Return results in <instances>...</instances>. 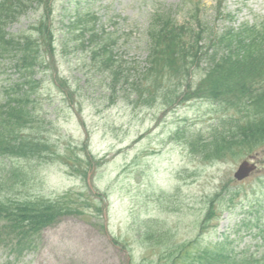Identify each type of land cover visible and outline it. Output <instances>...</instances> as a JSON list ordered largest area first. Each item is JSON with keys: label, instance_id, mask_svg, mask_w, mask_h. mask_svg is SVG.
<instances>
[{"label": "rangeland", "instance_id": "rangeland-1", "mask_svg": "<svg viewBox=\"0 0 264 264\" xmlns=\"http://www.w3.org/2000/svg\"><path fill=\"white\" fill-rule=\"evenodd\" d=\"M216 1L201 0L199 16L211 14ZM197 2H71L76 3L78 10L100 17L101 24L112 34L117 55L128 61L129 67L136 65L138 72L132 71L129 84H118L106 91L107 85L96 80L102 79L101 75L96 76L92 70L88 73L91 66L88 54L66 56L62 53L61 43L56 44L59 49L57 68L43 83L41 121L35 127L40 132L48 131L51 145L59 148L60 154L51 163H45V160L16 163L21 170L16 171L19 174L17 184L7 183L4 176L8 170L1 168L0 196L56 198L74 191L81 195L77 205L80 204L83 213L64 217L58 224L45 229L36 237L33 248L20 259H15L0 241V264H160L161 251L168 245L178 246L197 239L216 242L223 236L234 241L236 252L249 245L251 251L264 256V244H257L245 234L240 238L242 232L236 234L234 230L243 218H253L248 205L263 193L264 147L253 153L232 155L220 162H203L191 155L192 150L185 144L186 138L195 132L208 137L224 114L232 113L235 119L239 115L215 102L200 99L174 100L166 105L163 93L172 91L166 85L157 87L160 95L157 99L148 92L137 99L133 86L142 80L140 77L147 67L148 54L144 50L146 39L143 37L149 17L170 10L177 23H190L188 18ZM73 7L69 1L65 4L68 10ZM58 9L55 26L62 31L65 22L60 23V5ZM224 12L234 16L231 23L225 22L227 25L238 27L250 22L264 32V0H226ZM43 14L44 9L29 10L10 23L6 32L19 35ZM215 26L218 31L225 27L223 22L215 23ZM69 50L73 48L70 46ZM13 73V70L1 73L0 81L15 79ZM55 77L58 80L63 77L69 82L70 87L64 89V93L49 82ZM112 91H116L114 98ZM85 144L97 169L95 167L96 170L89 172L83 180L79 175L83 168L85 173L87 163L81 167L79 159L68 162L66 152L61 153L68 149L69 155H80ZM244 161L253 163L257 169L239 182L235 174ZM91 192L106 197L105 203L101 204L102 213H96L84 202L85 195L89 196ZM232 195L236 197L232 198L236 207L227 209L225 202ZM214 198L218 216L210 221L212 218L207 220L208 203ZM148 219L155 222L157 229L165 231L163 236L151 238L145 234Z\"/></svg>", "mask_w": 264, "mask_h": 264}, {"label": "trees", "instance_id": "trees-1", "mask_svg": "<svg viewBox=\"0 0 264 264\" xmlns=\"http://www.w3.org/2000/svg\"><path fill=\"white\" fill-rule=\"evenodd\" d=\"M68 1L74 6L69 10L65 8ZM72 1L0 0V74L13 70L16 76L0 81V169L8 170L4 176L7 183L17 184L19 174L16 171L21 170L16 163L36 160L51 163L60 154L59 148L51 145L48 131L40 132L35 127L41 121L43 83L57 68L58 42L66 56L70 53L89 55L91 66L88 73L94 71L96 76L101 75L102 79L96 80L107 85L106 91L118 84H129L132 71L138 72L136 65L129 67L128 61L117 55L112 34L101 24L100 17L96 13L78 10ZM192 1L183 0L185 3ZM225 1L217 0L211 7L212 13L200 17L201 0H198L190 12V23H177L170 10L152 14L143 37L146 39L147 67L140 77L142 80L133 83L137 99L142 98L144 92L157 99L160 97L157 87L166 85L172 89L170 94L163 93L166 105L174 100L200 99L215 102L239 115L235 119L232 113L224 114L208 137L195 132L186 138L185 144L192 150L191 155L208 163L220 162L232 155L253 153L264 147V32L250 22L238 27L227 25L225 22L231 23L234 16L224 12ZM58 5L61 6L60 23L65 22L62 31L55 26ZM43 9L42 17L21 34L6 32L10 23L29 10ZM218 22L224 23L222 31L216 30L215 23ZM202 65L205 68H201ZM49 82L58 90L63 89V93L70 87L63 77L61 80L55 77ZM115 94L116 91H112L111 96L114 98ZM85 148L86 144L80 149L83 152L80 155L71 156L68 149L61 153L66 152L68 162L79 159L81 167L87 163L85 173L83 168L79 175L83 180L96 167ZM261 188L263 193L248 205L253 218H243L234 227L236 234L242 232L240 238L244 237L243 234L248 235L257 244H264V186ZM79 194L68 191L56 198L34 196L29 199L0 196V241L3 247L15 259H20L33 248L36 237L45 229L58 224L64 217L83 213L80 204L77 205ZM232 198L236 197L232 195L225 202L227 209L236 207ZM85 199L84 202L90 204L88 208L96 213L103 212L101 204L107 200L104 195L91 192L89 196L85 195ZM215 201L214 198L208 203L207 220L212 218V221L218 216ZM145 224L146 235L151 238L163 236L165 231L157 229L152 219ZM160 260V264H264V256L251 251L249 245L236 252L229 236L216 242L197 239L178 246L168 245L161 251Z\"/></svg>", "mask_w": 264, "mask_h": 264}, {"label": "water", "instance_id": "water-1", "mask_svg": "<svg viewBox=\"0 0 264 264\" xmlns=\"http://www.w3.org/2000/svg\"><path fill=\"white\" fill-rule=\"evenodd\" d=\"M255 166L253 164H250L248 162L242 163V165L239 167L238 172L236 173L235 177L238 180H243L246 178L252 170H254Z\"/></svg>", "mask_w": 264, "mask_h": 264}]
</instances>
